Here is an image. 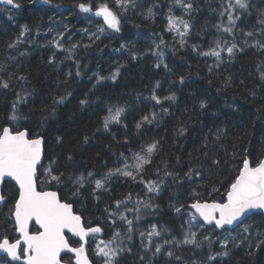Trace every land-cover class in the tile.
I'll use <instances>...</instances> for the list:
<instances>
[{
	"label": "trees",
	"instance_id": "1",
	"mask_svg": "<svg viewBox=\"0 0 264 264\" xmlns=\"http://www.w3.org/2000/svg\"><path fill=\"white\" fill-rule=\"evenodd\" d=\"M88 2L14 0L21 4L17 9L0 0V78L10 85L8 89L0 88V124L7 122L17 93H31L27 103L21 105L30 117L25 126L45 137L47 154L57 161L62 171L76 168L81 172L91 171L97 178L110 169L123 167L121 154L131 155L139 152L141 146L158 141L159 151L153 156V163L146 166L144 179H157V172L163 177L167 166V171L177 173L183 183L174 182L172 177L165 179L160 193L152 197L153 208H141V218L133 220V240L124 242L132 251L122 254L120 260L121 264H142L139 256L145 252L139 232L147 233L155 225L160 230L168 229L161 237H154L155 242L182 240L188 231L191 213L188 205L193 202V191L209 200L224 202L225 188L221 182L227 185L235 175V161L230 157L235 154L238 160L246 154L252 160L264 158V80L261 79L264 51L255 46L261 37L248 38L242 34L259 31V12L264 10V0H251L249 13L237 21L234 35L213 27L221 23L217 9L224 0H192L196 10L190 17L173 0H136L135 10L122 18L121 31L106 30L102 34L98 33L102 20L77 6ZM91 2L95 10L97 0ZM170 7L174 15H183L193 26L183 46L175 32L167 31ZM149 9L154 16H147ZM223 23L227 25L226 18ZM25 26L28 32L21 36ZM59 33L64 34L60 41L62 49L53 45ZM94 33L100 39L96 40ZM161 38L164 44L160 43ZM218 39L229 45L235 42L244 51L236 53L231 61L223 53L224 62L215 67V57L199 53L214 47ZM73 44L80 46L67 51ZM193 45L197 51H193ZM117 69L119 72L112 79ZM98 76L105 79L98 82ZM153 94L162 100L173 95L175 99L157 104L151 99ZM61 97H65L64 102L54 105ZM83 100L87 103L82 105ZM201 101L207 102L206 108L200 107ZM51 107H55L54 117L49 115ZM116 108L124 109L121 122L110 124L105 130L104 118L110 109ZM152 113L156 114L155 119L142 123L143 117L151 119ZM137 124L141 127L137 128ZM181 128L186 129L183 134H180ZM217 129L227 130L218 143L215 141ZM205 151L210 157L228 160V164L216 169L204 157ZM69 155L73 157L72 162L67 161ZM194 166H202L203 178H194L193 182L185 179L184 173ZM138 180L113 176L109 181L110 190L96 193L100 197L98 201L91 194V188L81 190L75 207L86 221L104 229L101 239L108 240L114 231L105 208L114 211L115 202L128 194L133 202L148 199L144 185ZM44 187L47 190L49 186ZM213 188L219 191L213 192ZM3 194L7 203L0 209V232L7 230L12 237L17 234L12 231L8 211L17 198L18 188L6 182ZM133 202L128 207H135ZM176 207L181 211L177 212ZM126 215L129 219L134 217L133 212ZM195 223L199 225L193 228L198 233L197 239L211 237L210 246L207 242L200 249L192 245H165V250L174 251L184 264H264V245L257 247L264 236L258 237L256 231L264 233L263 215H254L228 232L217 231L199 220ZM245 224L251 227L244 243L235 247L230 242L228 256L207 261L209 255L225 250L221 247L225 236L239 243ZM117 227L123 233L127 226L118 221ZM69 240L77 246L75 240ZM147 255L150 257L151 253ZM89 257L96 264L98 258L94 257L92 246ZM0 263L6 264V261L0 258ZM152 264L180 262L161 253L153 258Z\"/></svg>",
	"mask_w": 264,
	"mask_h": 264
},
{
	"label": "snow or ice",
	"instance_id": "2",
	"mask_svg": "<svg viewBox=\"0 0 264 264\" xmlns=\"http://www.w3.org/2000/svg\"><path fill=\"white\" fill-rule=\"evenodd\" d=\"M6 5H13L15 8H20V3H14V0H2ZM35 2V0H32ZM50 2V0H45ZM174 5H178L183 14L191 16L196 9L192 0H173ZM83 12L93 13L96 17L102 18V24L98 27V33L102 34L106 30H111L115 33L121 31L122 18L130 10H135L137 7L136 0H97L94 6L89 0L88 3H79L77 5ZM251 7V0H224L217 9L221 23L213 25L218 31L223 33L233 34L237 27V21L241 16L247 15ZM152 9L147 12L148 17L154 16ZM226 18L227 25L223 23ZM258 24L260 29L256 31L243 32L245 37L253 38L256 36L261 39L256 40L255 46L264 51V10L259 12ZM190 20L184 19L182 16H176L172 13V8H169L167 14V31L175 32L180 37V45L186 43L187 37L192 29ZM28 32L27 26L21 32L23 36ZM95 39H100L96 33L93 34ZM64 34L59 33L54 39L53 45L58 49H62L60 43L63 40ZM19 40V37L17 38ZM92 39V37H89ZM161 44L165 41L161 38ZM248 41L245 40V44ZM14 46V45H10ZM79 44H73L67 51L72 52L73 49L79 47ZM89 45H84L88 47ZM159 49V45L156 46ZM193 51H197V46H192ZM244 49L239 47L235 42L230 45L227 41L216 40L215 46L210 47L208 51H201L199 54L205 57H215V67H219L224 62L223 53H227L228 60L231 61L236 53L242 52ZM162 55V53H157ZM135 58V57H133ZM78 66V62H77ZM157 67L160 65L157 64ZM167 67V65H164ZM213 69L210 66L209 72ZM117 72L112 75L115 79ZM79 75V72H77ZM20 79H25L20 77ZM105 77L98 76V82ZM261 79L264 80V72H261ZM183 83V77H181ZM9 83L0 78V88L8 89ZM227 86V85H226ZM156 87H159L157 83ZM31 93L19 94L17 99L13 101L11 114L7 118L5 124H0V184L6 182V178H11L18 186L17 198L12 203L8 211V219L11 221V227L14 235L9 237L7 230L0 232V253H5L6 256L2 259L6 264H93V260L89 258L87 243L89 238L95 243L93 252L94 257L98 258L96 264H121L120 257L124 253H131L132 249L125 246L124 242L133 240V220L141 218V208L151 209L153 195H158L164 184L165 179L172 177L174 182L183 183V180L177 173L167 171L165 166L164 176L160 177L159 172L155 175V180H145L144 174L147 172L146 166L153 163V156L159 151V142H151L145 146H141L139 152H133L131 155L125 156L121 154L123 167L110 169L101 178H97L96 174L91 171L81 172L76 168L71 171L67 169L61 170L60 165L56 160L52 159L46 151L45 137L36 132L35 129L30 130L26 125L30 117L21 109V105L26 104ZM65 97L55 100L53 103L61 104ZM151 99L157 104H162L163 100H174L173 96H165L163 100L153 94ZM87 100L81 101V104H86ZM200 107L206 108L207 102L201 101ZM162 111L167 113L166 108ZM124 112L123 108H116L114 111L109 110V115L104 118L103 127L108 130L111 123H120L121 116ZM50 116L55 115V107H51ZM156 114L144 116L142 123H151L155 119ZM47 119V117L45 118ZM141 124H137V128ZM186 129L181 128L180 134ZM226 129H217L215 133V141L218 143L222 136L226 135ZM60 138H57L59 142ZM88 138H84L87 143ZM207 149V141L204 145ZM204 157L210 160L211 165L216 169H221L228 164V160L217 159L214 156H208V152L203 153ZM235 161L233 170L235 175L228 181L225 188V200L219 202L215 199L209 200L204 198L201 193L193 191V202L188 205L192 210L188 221V231L184 238L180 241H171L164 239L162 242H155L154 237H161L168 229L160 230L155 225L151 230L145 233L139 232L141 244L145 255L139 256L142 264H152L153 258L164 253L168 257H174L180 264H184L182 257L176 255L172 250H165V245H192L197 249L202 248L207 242L211 245V237L204 236L202 240L197 239L198 233L193 231V228L199 227L196 221L202 219L206 224L213 225L214 228L224 229L228 232L229 229L225 226H232L244 223L252 210H264V158L255 160L249 159L246 154L236 160L235 154L230 157ZM47 161V163H45ZM68 162L73 161V157H67ZM131 161V163H130ZM123 176L137 181L145 187V195L147 200L137 199L132 201L131 194L123 200L115 202V210L105 212L108 216V222L114 231L108 240L100 239V235L104 229L99 225L93 226L90 220H85V217L76 209L78 199L81 196V190L91 188V194L98 201L100 197L97 192H107L110 190L109 181L113 176ZM184 178L193 181L194 178H203L202 166L190 167ZM45 185L48 189L45 190ZM213 192H218L219 188H213ZM129 202H133L135 207H128ZM7 203V198L0 193V206ZM123 208V211L121 209ZM177 212L181 211L180 207H176ZM127 212H133V219H129ZM118 221L126 225V231L121 232L117 227ZM37 225L35 231H30V226ZM250 225L245 224L243 228V238L237 243L235 238L225 236L221 247L225 249L223 252L209 255L207 261H213L217 256H228V245L231 242L233 246L238 247L247 239V234L250 231ZM257 236H264L258 229ZM66 233H70L73 237H78L77 246L70 243ZM96 241H99L98 243ZM146 241V242H145ZM264 245V239L259 240V244ZM151 253L149 257L147 254ZM63 254V255H62ZM10 258V259H8ZM206 264V262H201Z\"/></svg>",
	"mask_w": 264,
	"mask_h": 264
},
{
	"label": "water",
	"instance_id": "3",
	"mask_svg": "<svg viewBox=\"0 0 264 264\" xmlns=\"http://www.w3.org/2000/svg\"><path fill=\"white\" fill-rule=\"evenodd\" d=\"M98 19H100V20H102V18L101 17H97ZM6 182H10V183H12V184H14L17 188H18V186L15 184V181H12L11 180V178H6ZM5 182V183H6ZM4 183V184H5ZM4 184H0V193H2L3 194V187H4ZM3 207V205L2 206H0V209ZM190 209V208H189ZM190 211H192L191 209H190ZM254 215H263L264 216V210H260V209H256V210H252L249 214H247V218L246 219H244V223L249 219V218H251L252 216H254ZM202 224H204L205 226H208V227H213V225H208V224H206L202 219H200L199 220ZM243 223V224H244ZM242 224H240L239 226H237V225H232V226H225L226 228H228L229 230H235V229H237V228H239L240 226H241ZM33 228H35L36 230H37V228H38V226L37 225H35V224H33L32 226H30V231H33ZM217 231H225L224 229H218V228H215ZM18 235V234H17ZM66 235L69 237V238H71L72 240H75V241H77V240H79V238L78 237H73L70 233H66ZM104 236V232L100 235V238L101 237H103ZM90 240H91V238H89V240H88V243H87V245H86V247H87V250L89 249V245H90ZM88 254H89V252H88ZM63 255V254H62ZM6 256V254L5 253H0V257H5ZM90 258V257H89ZM8 259H10V258H8ZM13 264H15V262H13ZM94 264V263H93Z\"/></svg>",
	"mask_w": 264,
	"mask_h": 264
},
{
	"label": "rangeland",
	"instance_id": "4",
	"mask_svg": "<svg viewBox=\"0 0 264 264\" xmlns=\"http://www.w3.org/2000/svg\"><path fill=\"white\" fill-rule=\"evenodd\" d=\"M2 1V0H1ZM4 4V3H3ZM6 5V4H5ZM6 6H12V5H6ZM111 124H113V123H111ZM101 239V238H100ZM97 243L99 242V241H96ZM91 246H92V248H93V252H94V249H95V243L93 242V240L91 239L90 240V245H89V249H88V251L90 252V248H91ZM0 264H2V263H0Z\"/></svg>",
	"mask_w": 264,
	"mask_h": 264
},
{
	"label": "flooded vegetation",
	"instance_id": "5",
	"mask_svg": "<svg viewBox=\"0 0 264 264\" xmlns=\"http://www.w3.org/2000/svg\"><path fill=\"white\" fill-rule=\"evenodd\" d=\"M34 229V228H33ZM36 230V229H35ZM0 258H2V257H0Z\"/></svg>",
	"mask_w": 264,
	"mask_h": 264
}]
</instances>
